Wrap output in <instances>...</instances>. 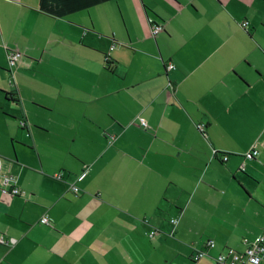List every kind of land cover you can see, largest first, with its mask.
Masks as SVG:
<instances>
[{"label": "crops", "instance_id": "obj_1", "mask_svg": "<svg viewBox=\"0 0 264 264\" xmlns=\"http://www.w3.org/2000/svg\"><path fill=\"white\" fill-rule=\"evenodd\" d=\"M263 234L264 0H0V264H217Z\"/></svg>", "mask_w": 264, "mask_h": 264}, {"label": "built area", "instance_id": "obj_2", "mask_svg": "<svg viewBox=\"0 0 264 264\" xmlns=\"http://www.w3.org/2000/svg\"><path fill=\"white\" fill-rule=\"evenodd\" d=\"M148 23L151 26V32L153 36H156L160 31H162L163 27L160 23H158L153 17H148ZM242 27L246 29L248 27V22L242 23ZM23 59V55L20 53V51L16 49H10L8 50V60L11 67H15L18 65V63ZM175 66L170 64L168 66V69L172 70ZM142 126H147L145 120L140 119ZM198 128L204 133L205 125L201 124L198 126ZM258 155L257 151H253L252 153H248L246 157L251 158ZM228 158L225 156L224 160H227ZM56 180L62 181L64 177V173H57L53 176ZM9 177H5L4 183L8 184L10 182ZM70 190L75 194L78 195L80 192V189L75 186L71 185ZM11 192L14 195H19L20 190L18 188H12ZM53 219L50 218L47 215H44L40 219V224L44 226H52L53 225ZM171 225L175 226L177 224L176 219H172ZM150 237H153L156 235V231H151L149 233ZM10 241H6L3 237H0V244H9ZM205 249L199 251L198 253L194 254L192 256V261L197 262L204 256L208 254V250L215 247V243L213 240H208L205 243ZM216 263L217 264H264V234L256 237L253 241L248 243L247 249L244 252H239L233 248H227L225 251L220 253L216 257Z\"/></svg>", "mask_w": 264, "mask_h": 264}, {"label": "trees", "instance_id": "obj_3", "mask_svg": "<svg viewBox=\"0 0 264 264\" xmlns=\"http://www.w3.org/2000/svg\"><path fill=\"white\" fill-rule=\"evenodd\" d=\"M6 100L9 101V102H12L14 104H18L19 102V97H18V93L17 92H11V93H8L6 92Z\"/></svg>", "mask_w": 264, "mask_h": 264}, {"label": "rangeland", "instance_id": "obj_4", "mask_svg": "<svg viewBox=\"0 0 264 264\" xmlns=\"http://www.w3.org/2000/svg\"><path fill=\"white\" fill-rule=\"evenodd\" d=\"M7 64H8V67L12 69V67L9 65V63H7ZM13 68H14V69H18L17 66H16V67H13ZM9 78H10V80H12V81H14V82H16V80H17V79H16V76H15V79H14V78L12 77V75H11V76L9 75Z\"/></svg>", "mask_w": 264, "mask_h": 264}, {"label": "bare ground", "instance_id": "obj_5", "mask_svg": "<svg viewBox=\"0 0 264 264\" xmlns=\"http://www.w3.org/2000/svg\"><path fill=\"white\" fill-rule=\"evenodd\" d=\"M11 192V191H10ZM12 193V192H11ZM13 194V193H12Z\"/></svg>", "mask_w": 264, "mask_h": 264}]
</instances>
